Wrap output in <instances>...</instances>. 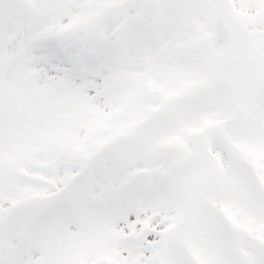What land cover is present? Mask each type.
I'll return each instance as SVG.
<instances>
[{"label":"snow or ice","instance_id":"obj_1","mask_svg":"<svg viewBox=\"0 0 264 264\" xmlns=\"http://www.w3.org/2000/svg\"><path fill=\"white\" fill-rule=\"evenodd\" d=\"M0 264H264V0H0Z\"/></svg>","mask_w":264,"mask_h":264}]
</instances>
